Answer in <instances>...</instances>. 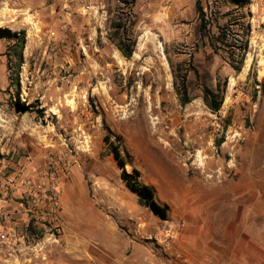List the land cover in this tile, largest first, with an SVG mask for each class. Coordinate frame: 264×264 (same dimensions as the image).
Instances as JSON below:
<instances>
[{"label": "rangeland", "instance_id": "374dc122", "mask_svg": "<svg viewBox=\"0 0 264 264\" xmlns=\"http://www.w3.org/2000/svg\"><path fill=\"white\" fill-rule=\"evenodd\" d=\"M196 2L135 0L137 45L127 60L108 38L113 19H129L119 0H0V29L26 33L20 66L9 59L13 40L0 33V195L20 190L12 177L47 184L69 165V180L79 176L99 207L119 214L123 199L138 203L122 176L135 169L170 213L234 205L241 221L255 205L264 221V0H201L206 32ZM220 28L226 42L214 40L215 52L209 37ZM174 75L179 85L186 76V106ZM218 83L224 101L212 113L203 89ZM141 206L147 220L160 219ZM41 231L0 242V264L48 263L51 243L61 242ZM143 237L154 247L162 235Z\"/></svg>", "mask_w": 264, "mask_h": 264}, {"label": "crops", "instance_id": "0c3cea01", "mask_svg": "<svg viewBox=\"0 0 264 264\" xmlns=\"http://www.w3.org/2000/svg\"><path fill=\"white\" fill-rule=\"evenodd\" d=\"M81 180L76 176L63 186L62 233L56 239L61 243H51L53 258L43 264H264V221H258L259 215L254 218L252 213L261 211L255 205L247 206L241 221L233 213L237 206L210 203L169 212L167 220L149 221L139 200L130 204L123 199L119 214L99 207ZM7 194L1 193L0 207L10 220L0 222V231L11 230L17 240H24L29 219L26 201L12 200V196L22 200L21 190ZM153 233L162 235L161 242L154 247L144 244L143 235Z\"/></svg>", "mask_w": 264, "mask_h": 264}, {"label": "trees", "instance_id": "16d2710c", "mask_svg": "<svg viewBox=\"0 0 264 264\" xmlns=\"http://www.w3.org/2000/svg\"><path fill=\"white\" fill-rule=\"evenodd\" d=\"M119 2H121L125 6L126 14L129 17V19L124 20V19H120L119 17L113 19L111 21V33L109 34L108 38L110 42L113 45H115V47L120 52L122 57H124L127 60H130L133 57V54L135 53L136 45H137V37L134 31L135 21L132 20L133 17L132 8L135 5V0H119ZM196 8L201 18L200 30L202 32H206V29L210 25V23L208 22L209 18L207 19L208 16L205 12L201 0H197ZM223 29L224 28H220V31L218 32L216 39L209 37V45L211 46L212 50L215 52L219 49V47H217L216 42H220L221 44H224V42H226L227 34L224 33L225 31ZM0 33L2 35L8 34L9 38L13 40V44L9 47V52H12L9 53V59L14 58L16 61H18L19 63L18 66H20L23 62V52L26 47L25 31L11 33L6 29H0ZM246 48H247V43H245L243 51H245ZM244 57L245 54L243 53L240 63H242L243 59H245ZM230 60L233 69L236 71H240L241 66L235 65L236 61L232 59V56ZM8 66H10V64H8ZM174 77H175V90L180 97L181 104L183 106H186L192 102V98L187 88L186 76L182 77L181 79L182 82L180 85L176 82L178 77L176 75H174ZM203 91H204L203 101L205 105L212 113H217L221 109V106L224 101L225 85L222 86L220 83H218L215 89L204 87ZM113 153L115 154L119 163L124 168L125 164L115 147ZM133 172L134 174L132 175L126 173V171H123L122 176L126 181L127 186L133 192L137 193L139 203L141 205H145L149 207L152 213L155 216L159 217L161 220H167L170 210L169 206L167 204L161 205L156 199L155 189L149 185H142L137 179V176H139L138 171L133 169ZM34 229L37 231L35 232ZM41 230L42 229H38L33 222H30L28 227L26 228L27 231L26 240L30 237H34V235L35 234L37 235V233H38L37 237L42 235Z\"/></svg>", "mask_w": 264, "mask_h": 264}, {"label": "built area", "instance_id": "2783aa9c", "mask_svg": "<svg viewBox=\"0 0 264 264\" xmlns=\"http://www.w3.org/2000/svg\"><path fill=\"white\" fill-rule=\"evenodd\" d=\"M51 166H54L52 160L49 161ZM49 166V168H52ZM72 169L66 165L62 169V177L52 176L51 180L45 183H36L31 179L23 176L9 179V184L16 186L21 190L23 201H26L28 208V224L33 222L38 229H44L45 235L52 234L55 238L62 233V226L60 221V198H61V183H64L72 175ZM10 214L0 207V222L9 221ZM182 227L184 224L181 225ZM23 240L16 239L13 231L4 229L0 231V242L8 245L21 244Z\"/></svg>", "mask_w": 264, "mask_h": 264}]
</instances>
